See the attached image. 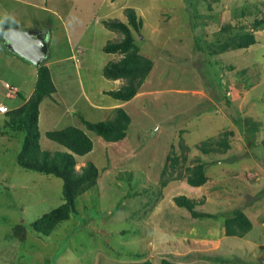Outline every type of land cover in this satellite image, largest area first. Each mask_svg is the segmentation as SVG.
Returning a JSON list of instances; mask_svg holds the SVG:
<instances>
[{
    "label": "rangeland",
    "instance_id": "374dc122",
    "mask_svg": "<svg viewBox=\"0 0 264 264\" xmlns=\"http://www.w3.org/2000/svg\"><path fill=\"white\" fill-rule=\"evenodd\" d=\"M210 2L0 0V44L2 29L9 24L22 30L38 24L42 37L50 35L46 62L56 92L39 105L41 149L65 152L45 132L80 128L93 149L76 158V169L91 162L99 170L98 185L77 199L78 214L49 236H38L29 225L62 203V183L18 166L24 133L10 130L0 111V264H160L163 259L264 264V29L255 32L257 42L248 49L211 54L222 24L247 27L264 15V8L262 0H219L209 11ZM128 7L143 20L135 42L153 68L139 93L120 106L131 118L126 138L106 143L87 131L82 120L96 123L113 117L111 105L117 100L106 92L119 88L102 71L117 55L103 47L122 35L102 21L125 22ZM239 8L246 17L232 16ZM216 13H221L219 23L212 18ZM1 103L10 108L4 96ZM249 120L260 123L258 131L252 132ZM230 130L234 135L226 153L200 152L203 142L215 143ZM173 153L179 157L173 177L181 180L162 188L161 171L164 165L171 171L167 157ZM196 158L209 177L197 189L184 179L185 168ZM179 195L196 200L195 209L206 213L240 210L253 228L243 238L226 237L222 216L193 219L175 205ZM18 224L26 229L24 241L13 236Z\"/></svg>",
    "mask_w": 264,
    "mask_h": 264
},
{
    "label": "trees",
    "instance_id": "16d2710c",
    "mask_svg": "<svg viewBox=\"0 0 264 264\" xmlns=\"http://www.w3.org/2000/svg\"><path fill=\"white\" fill-rule=\"evenodd\" d=\"M211 1L212 2L207 4V10L209 11H211L212 3H218L219 0ZM261 7L264 8V0L261 2ZM255 8L259 12V15L261 13V8L259 6L258 8L255 6ZM194 13L198 14L196 9H193V18L195 17ZM124 14L126 17L125 22L119 19L102 21V24L106 29L119 32L122 35L120 40L116 42H108L104 45L103 51L105 53L117 54L120 56V59L114 62H109L104 66L102 71L103 76L106 79L114 81L119 79L124 80L122 87L114 91L106 92L121 103L131 101L139 93V89L153 68L152 61L140 53V49L135 42L134 33L140 35L143 27L142 18L139 17L136 10L131 7L126 8ZM198 16L200 19V15ZM232 16L244 18L247 15L244 9L239 8L233 11ZM212 18H218L219 23L221 20V13H216ZM206 23L207 22H203L201 24L204 27L207 25ZM248 27L251 28V30H249ZM263 29L264 15L262 17H255L247 27L245 25H240L237 29H234V25L231 23H224L217 32L220 38L216 42H213L214 44H212L211 54L220 55L228 51L248 49L257 42L255 32ZM197 49L200 50L199 46H197ZM14 56L20 58L17 55ZM23 61L26 62V60ZM11 89L14 88L11 87ZM55 92L56 88L51 78V71L44 62L39 67H36V81L30 97L20 107L16 109H10L7 107V110L5 111L7 118L6 125L8 128L13 131H21L24 133L21 148L16 157L18 166L30 172L56 177L60 179L62 183V203L48 213H44L29 225L30 229L41 237L49 236L61 223L76 216L78 214L77 199L80 196H83L87 191L95 188L98 185L99 180V170L95 164L91 162L86 163L80 167L79 170L76 169V158L87 155L93 149L91 139L82 129L70 126L60 130L46 132V138L63 147L66 150L65 152L50 153L41 149L39 105L43 99L51 97ZM13 95H16V90ZM249 121L251 122L252 132L258 131L260 123L251 120ZM130 123L131 118L122 107L113 109V117L106 121L92 123L82 120V124L87 131L93 132L106 143H118L123 141L126 138ZM233 135V131H227L224 133V137L215 143L209 141L203 142L200 145L199 150L204 155L224 154L230 148L228 138ZM260 146L264 151V137L260 142ZM180 148L182 150L186 149V147L182 145ZM167 161H170L169 167L171 171L169 172L167 166L164 165L160 177V187L162 188L166 187L170 181L181 180V176L179 177L177 175L176 177H173V172L179 164V157L173 153V156L167 157ZM182 161H186V156L182 157ZM184 179L186 184L192 188L197 189L204 186L209 180V177L206 176L205 164L202 163L200 159L196 158L193 166L185 168ZM174 203L177 207L186 210L193 219H212L222 216V230L226 237L243 238L253 228L250 219L240 210L224 212L222 215L198 211L195 207L199 202L190 199L185 195L174 197ZM12 231L13 236L18 240L24 241L26 239L27 234L24 225H15ZM235 263L237 264L240 262L235 261ZM130 264L154 263L145 260L139 263ZM160 264L181 263H174L163 259Z\"/></svg>",
    "mask_w": 264,
    "mask_h": 264
},
{
    "label": "crops",
    "instance_id": "0c3cea01",
    "mask_svg": "<svg viewBox=\"0 0 264 264\" xmlns=\"http://www.w3.org/2000/svg\"><path fill=\"white\" fill-rule=\"evenodd\" d=\"M38 26L39 25L37 24V26L35 25L30 29L32 31L34 30V33L37 34ZM78 43H81V41H78ZM82 45L85 46L84 44ZM13 54L14 53L11 51V49L8 48L5 42L2 40V44H0V97L4 96L6 100H9L10 109H16L25 103V101L32 94L36 81V67L27 61H23L24 59L22 60V58L14 56L16 54ZM119 59L120 56L117 55V58L115 60L117 61ZM45 64L48 66V62H45ZM6 84L16 90V95H13L11 97L8 96L9 89L5 88ZM123 84L124 82L121 79L114 81V85L118 86V88H120ZM120 103L121 102L119 101L113 103L111 105V108L115 109L117 107L122 106L123 103ZM3 105L7 106V104L5 103L0 104V106ZM4 115L6 117V114Z\"/></svg>",
    "mask_w": 264,
    "mask_h": 264
},
{
    "label": "water",
    "instance_id": "95a60500",
    "mask_svg": "<svg viewBox=\"0 0 264 264\" xmlns=\"http://www.w3.org/2000/svg\"><path fill=\"white\" fill-rule=\"evenodd\" d=\"M2 39L11 51L35 67H39L50 56V47L46 39L32 30L6 26Z\"/></svg>",
    "mask_w": 264,
    "mask_h": 264
},
{
    "label": "built area",
    "instance_id": "2783aa9c",
    "mask_svg": "<svg viewBox=\"0 0 264 264\" xmlns=\"http://www.w3.org/2000/svg\"><path fill=\"white\" fill-rule=\"evenodd\" d=\"M5 88L9 89L8 96H12L14 94L15 89H11V87L8 84L5 85ZM0 110L2 112H5L7 110V107L6 106H1Z\"/></svg>",
    "mask_w": 264,
    "mask_h": 264
},
{
    "label": "clouds",
    "instance_id": "9594fccd",
    "mask_svg": "<svg viewBox=\"0 0 264 264\" xmlns=\"http://www.w3.org/2000/svg\"><path fill=\"white\" fill-rule=\"evenodd\" d=\"M9 25H11V24H9ZM9 25H6V26H9ZM3 30H4V29H2V32H3ZM28 30H31V29H28ZM33 31H34V30H33ZM37 35H38V36H41V35L39 34L38 31H37ZM1 36H2V34H1ZM41 38L46 39V40L48 41V43L50 44V40H49V32H47V37H42V36H41ZM49 47H50V45H49ZM50 51H51V50H50ZM78 53L82 54V51H78ZM44 62H46V60L43 61V63H44ZM43 63H42V64H43ZM119 80H120V79H119ZM113 81H114V80H113ZM123 81H124V80H123ZM3 106H5V105H3ZM0 107H1V106H0ZM6 107H7V106H6ZM0 111H1V110H0ZM1 112H2V111H1ZM3 113H5V112H3Z\"/></svg>",
    "mask_w": 264,
    "mask_h": 264
}]
</instances>
